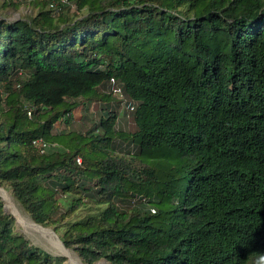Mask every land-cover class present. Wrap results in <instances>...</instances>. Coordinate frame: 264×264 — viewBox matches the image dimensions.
<instances>
[{
	"label": "trees",
	"instance_id": "obj_1",
	"mask_svg": "<svg viewBox=\"0 0 264 264\" xmlns=\"http://www.w3.org/2000/svg\"><path fill=\"white\" fill-rule=\"evenodd\" d=\"M27 1L0 19V187L20 213L84 264L264 260V0ZM77 100L102 118L56 131ZM65 261L0 200V264Z\"/></svg>",
	"mask_w": 264,
	"mask_h": 264
},
{
	"label": "rangeland",
	"instance_id": "obj_2",
	"mask_svg": "<svg viewBox=\"0 0 264 264\" xmlns=\"http://www.w3.org/2000/svg\"><path fill=\"white\" fill-rule=\"evenodd\" d=\"M6 1H8V0H0V19H4V20L9 21V22H13V21L20 20V19L24 20V19H27V17H29V16H34L37 12V9L34 8L33 6H31V4L28 1L23 2V3H21L22 0L18 1L20 3L16 7L4 6ZM29 1H31L32 5H34V4L41 3L42 0H29ZM61 4L63 6H61L59 8V10H58V7L50 6L51 9L56 10V12H55V14H53V16H56L59 13H62V14H68V16L76 18V17H79L81 15V12H79L77 10L76 5L74 3L67 1V0H62ZM77 104H81V106L77 107L75 110H73L71 112V118H70L71 125L64 124V122H63L62 124H58L55 126L56 131H64L65 130V132H67L70 130H80V129L86 130V129L91 128L92 124L94 123L93 121L97 122L102 118L101 111L99 109H95L93 107L92 102H84L82 100H77ZM110 106H111V109L117 113L120 126H122V124H124V126L127 127V109H126V105H124L123 99L117 98L115 96V104H112ZM51 150H53V148L50 146L48 151H51ZM0 190L4 191L6 194H8V196L12 199L16 208L19 210L17 204L15 203V201L12 198L11 190H9L6 187H0ZM60 196H61L60 192H57V197H60ZM0 200L3 202L4 211L7 214L13 216V214L6 211L5 203H4V200H3L1 194H0ZM21 215L25 219L31 221V219H29L26 215H24V214H21ZM15 221H16V219H15ZM47 229H50V228H47ZM16 230L19 233H21L30 242L31 245L43 250L44 252L51 254L53 256L63 257L62 255H59L57 252H55L53 250V248H50V247H52L51 244L49 242H47L43 237H41L39 234L34 233L32 231L23 230V228L21 226H19L17 222H16ZM59 242H60V240H59ZM70 253L72 254V256L74 258H76L78 261H80L81 264H84L75 253H73V252H70ZM67 261L68 260L66 259L65 264H69V262H67ZM97 264H106V262L105 261H99ZM250 264H264V260H254Z\"/></svg>",
	"mask_w": 264,
	"mask_h": 264
},
{
	"label": "bare ground",
	"instance_id": "obj_3",
	"mask_svg": "<svg viewBox=\"0 0 264 264\" xmlns=\"http://www.w3.org/2000/svg\"><path fill=\"white\" fill-rule=\"evenodd\" d=\"M0 194L2 195V198L4 200L6 211L13 214V216L16 219V222L18 223L19 226L23 228V230H29L39 234L41 237H43L47 242L51 244L52 247L50 248H53L55 252L65 257L68 260L67 262H69V264H81L80 261L74 258L72 254L64 248V246L59 242V239L53 234V232L50 229L36 225L33 222H31L32 220L30 221L25 219L21 215L19 210L16 208V206L14 205L12 199L8 196V194H6L2 190H0Z\"/></svg>",
	"mask_w": 264,
	"mask_h": 264
},
{
	"label": "built area",
	"instance_id": "obj_4",
	"mask_svg": "<svg viewBox=\"0 0 264 264\" xmlns=\"http://www.w3.org/2000/svg\"><path fill=\"white\" fill-rule=\"evenodd\" d=\"M109 85H110L111 92L114 95L118 96V98H122V89L117 86L116 82L114 80H111L109 82ZM123 102H124V100H123ZM124 105H126L125 102H124ZM133 107H134L133 105L126 106L127 112H131L134 109ZM27 115L30 117L31 116L30 112H27ZM34 144L39 147L41 153L46 152L49 149V147H50L49 145H47L46 143H44L40 139L35 141ZM151 212H154V211L151 210Z\"/></svg>",
	"mask_w": 264,
	"mask_h": 264
},
{
	"label": "water",
	"instance_id": "obj_5",
	"mask_svg": "<svg viewBox=\"0 0 264 264\" xmlns=\"http://www.w3.org/2000/svg\"><path fill=\"white\" fill-rule=\"evenodd\" d=\"M14 217V216H13ZM15 218V217H14ZM53 232V231H52ZM53 234H54V232H53ZM61 243V242H60ZM62 244V243H61ZM63 245V244H62ZM67 250V249H66Z\"/></svg>",
	"mask_w": 264,
	"mask_h": 264
}]
</instances>
